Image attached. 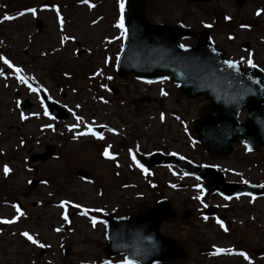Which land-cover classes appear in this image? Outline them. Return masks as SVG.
I'll use <instances>...</instances> for the list:
<instances>
[{"label":"rangeland","instance_id":"1","mask_svg":"<svg viewBox=\"0 0 264 264\" xmlns=\"http://www.w3.org/2000/svg\"><path fill=\"white\" fill-rule=\"evenodd\" d=\"M39 1L43 3L44 0ZM54 1L61 3L67 18L63 25L57 23L52 5L48 4L42 10L43 3L39 11L47 22V41L44 44L37 41L32 49L27 47L26 30H20L26 25L24 19L16 23L0 22V55L19 64L10 69L0 63V221H15V224L10 225L0 222V230L6 229L0 231L5 233L4 237H0V261L8 260L9 256L13 258L12 255L23 248L21 241L31 251L28 264H100L106 241L101 214L139 213L159 198H168L177 213L176 218L162 224L161 231L167 236L178 238L181 245L192 252L186 261L166 264H204L201 259L197 261L199 247H223L231 252L235 244L242 242L243 236L246 243L264 248V198L255 201L250 198H210V201L227 208L224 221L228 222V229L225 230L216 219L205 221L199 218L207 199L203 198L202 192L197 189L198 183L192 178L169 166L145 171L129 159L130 154H136L141 159L144 153L162 146L164 142L168 144L163 146L166 149L177 151L184 147V150L192 151L190 155L195 153L193 158L216 165L226 171L232 180L244 179L264 184V147L248 152L239 141L235 144L234 153L215 159L206 154L194 138L190 139L179 128V124L159 122V110L154 101L147 110L132 108V99L137 97V93L129 88L124 89V85L132 81H121L115 76V59L124 34L117 27L119 20L115 11L107 9L113 23L110 26L103 21L93 24L90 23L91 8L84 4V0L82 4L79 3V7L76 6L78 0ZM148 2L151 20L171 24L183 22L196 31L208 29L216 44L223 46L232 40L229 42L231 48L243 57L248 56L245 42L251 40L249 28L252 22L264 20V0H245L242 5H238L235 0H211L207 3L187 0ZM257 11L261 15L257 16ZM59 26L67 35L68 45L61 41ZM113 38H119L118 44L110 47ZM71 41L79 43L71 45ZM181 41L193 44L196 39ZM75 47L79 55H76ZM42 53H46V56L43 57ZM15 68L22 70L21 74L27 78V83L19 81ZM28 84L53 93L65 103L72 112V118L65 121L69 126L78 127V116H83L86 122L113 121L119 134L107 135L106 139L125 144L127 167L122 178L111 173V166L100 160V153L98 156V150L91 143L92 137L84 136V125L76 129L80 136L70 135L59 139V129L43 113V144H53L56 153L55 157L39 163L35 171L30 169L29 155L40 150L30 139L31 133L40 134V121L32 113H40V107L39 98ZM69 84L76 88L67 87ZM171 98H168L170 104L172 101L175 104L174 100L177 99L183 108L190 109L187 118L197 117L201 99L185 103L175 90ZM26 99L33 102L30 111L19 108V102L25 103ZM22 114L28 115L27 118H23ZM131 130L136 135L131 134ZM5 167L9 169L7 174L4 172ZM78 168L88 170L93 177L96 176L95 180L77 177L75 171ZM36 178L41 179V184L31 186V179ZM179 183L187 185L178 188ZM17 201L23 205V215L16 210ZM187 208L198 211L190 221L182 217ZM71 213L73 218L68 224L64 216ZM96 216L98 219H95ZM19 229L31 235L37 243H31L23 235H13L23 233ZM41 244L46 248V256L42 259L39 256ZM67 247L79 253L67 258L64 255ZM232 259L219 256L217 264L221 261L230 264ZM255 264H264V259L256 260Z\"/></svg>","mask_w":264,"mask_h":264},{"label":"water","instance_id":"2","mask_svg":"<svg viewBox=\"0 0 264 264\" xmlns=\"http://www.w3.org/2000/svg\"><path fill=\"white\" fill-rule=\"evenodd\" d=\"M242 1L238 0L239 3ZM128 4L127 34L117 61L118 75L122 78L133 75L145 81L169 78L179 85L186 99L205 95L209 103L201 105L200 117L193 121L192 129L213 156L232 152V143L239 136L244 138L250 150L264 146V72L257 67L245 69L229 60L222 50L216 48L207 31L197 34L195 45L184 46L179 37L194 34L191 28L165 22L152 24L145 16L143 0H129ZM229 64L235 67H229ZM243 106L249 109L244 123L239 119ZM52 154L49 150L33 155L31 160H45ZM143 164L177 165L188 174L203 179L201 186L209 193L219 192L227 197L264 195L263 184L228 182L217 168L199 166L178 156L155 153ZM78 174L88 175L84 171ZM37 183V180L33 181V185ZM172 216L170 203L162 199L138 215L107 217L104 248L113 255L125 253L126 258L135 264L181 258L186 252L159 232L161 222ZM200 251L211 252L213 249L201 248Z\"/></svg>","mask_w":264,"mask_h":264},{"label":"flooded vegetation","instance_id":"3","mask_svg":"<svg viewBox=\"0 0 264 264\" xmlns=\"http://www.w3.org/2000/svg\"><path fill=\"white\" fill-rule=\"evenodd\" d=\"M50 0H44L43 3L45 5H48L49 3L51 4H58L60 5V2L54 1L52 0L51 2H49ZM147 1V9H146V14L148 16V18L151 20V18L148 15V8H149V2ZM55 2V3H54ZM39 0H0V22L2 23H16L19 22L20 20L24 19V23L26 24L24 26V28H21V31H25V38L27 40V47L29 49L34 48V44L39 41V43L44 44L47 41L46 38V28H47V22L46 19L43 18V16H41V12L38 10V14L33 15L31 12L32 8H35L37 10V8L41 7L42 4ZM76 6H79L78 3H76ZM88 6L89 8H91V21L90 23H100V22H105V24L107 26H110L112 23L111 18L108 16V11L109 10H114L115 13L117 14V19L120 21V0H88ZM127 9H128V5H127V0H124V11H123V18H124V24L126 23V16H127ZM70 13V12H68ZM6 16H10L12 17V19H5ZM67 18V17H65ZM70 18H71V13H70ZM68 21H69V16H68ZM249 30L251 31V40L250 42H245L246 48L248 50L247 53V57H243L240 54H236L234 51L235 49H232V44L229 42H232V40H229V42H225V44L223 46H220L221 49H223L226 54L236 60L239 61L241 64H243L244 66H250L248 64V60L250 59L252 61L253 64H255L256 66L260 67L263 71H264V20L263 22L260 21H253ZM61 41L63 43H65V45H68L67 41L68 39H65V37H67V35L65 33H63V31H61ZM230 34L227 33V37H229ZM119 39V38H118ZM118 39H114L112 41V45H110V47H114L115 45L118 44ZM74 43H79V41H71V45ZM74 48V47H73ZM76 48V55H79L78 53V49ZM73 50V49H72ZM42 56H46V53H42ZM5 59H7L6 57H3ZM0 61H3L2 59H0ZM129 80H131L132 82H130ZM129 85L126 84L124 85V89L128 90L131 89L133 91V93L136 91L137 89V94L138 95H158L159 93H165V96H161L158 95V98H152L150 97V101L149 103H135L136 100H132V104L131 107L135 108L137 110L141 109V110H147L150 109L149 106H151V104L153 103V101L156 103L157 106V110H161L162 107H166L165 105V99L170 98L172 96V92L173 89H170L168 87L167 84L161 86V82H150L148 84L142 83L141 81H138L135 78H131L129 79ZM116 89V87H114ZM48 93V91H46ZM49 96H51L53 99H55L56 101L59 102V104L64 107V102L58 98V96H55L53 93L49 94ZM147 98H145L146 100ZM173 99V98H171ZM39 101V107H40V113L39 112H35L34 116L35 118H38L39 120H42V113L44 114L45 112V108L43 106V103L40 99H38ZM26 106L25 109L30 111V109L33 107V102L30 99H26ZM126 103V102H124ZM173 103V101H172ZM20 106L21 101L19 102ZM169 109H175L174 105L168 104L167 106ZM24 109V110H25ZM111 109H113L111 107ZM151 110H153L151 108ZM68 111V110H67ZM122 112V110H120ZM174 113H176V111H173ZM187 109H184L182 111H177V114H183V113H187ZM247 111L246 109H244L241 114L242 115H246ZM41 114V115H40ZM71 114V112H70ZM45 115V114H44ZM53 118H54V114H50ZM28 116V115H27ZM47 117V115H46ZM71 117V116H70ZM80 118V117H79ZM70 119V118H69ZM68 119V120H69ZM67 120V119H66ZM66 120H59L57 122H54V126L56 125V128L59 129V139H62L63 137H69L71 136H78L76 135V129L81 126L82 124H80L79 120L76 118L77 120V124L78 127H72L66 124ZM37 121V120H36ZM184 123H180V126H183ZM114 130L109 131V133H104L102 134L103 137L101 138H96L94 137V139H92V144L93 146L98 150V156L100 153V160L103 161L106 165H110L111 166V173H113L115 176L122 178L123 176V172L124 170H126V163H127V157L125 155V144L123 142H116L114 139H109L107 140L105 138L106 135L109 136H117L119 133L117 131L116 128H114L113 126H111ZM186 128V127H185ZM40 134L39 135H35L34 134V138L33 140H36V143L41 146L43 144V133H44V128L40 129ZM46 134V133H45ZM47 135V134H46ZM46 140V138H45ZM105 142V143H104ZM104 143V144H103ZM45 144V143H44ZM44 146V145H43ZM46 146V144H45ZM105 149H108L109 153L111 154L113 158H108L105 157L103 155V152ZM183 154L186 155V150H184L183 147ZM191 156V155H189ZM190 158V157H189ZM96 178V176L94 177ZM218 211V208H217ZM245 228V227H244ZM4 230H0V231H5ZM20 232H25L24 230H20ZM235 231H238V229H235ZM241 233V232H240ZM3 234L5 233H0V237H4ZM13 235H17V236H22V233H17V234H13ZM11 236V235H10ZM25 237V236H24ZM241 241L242 242H238L237 245H235V249H233V251H240L243 252L248 258L245 259L244 256H241L240 254L235 255L233 252L230 253L227 252H221L219 254L224 255V253H226L227 257L233 256L234 259L231 261V264H255V260H256V253H255V247L253 246V244L250 243H246L244 236L241 237ZM21 245L23 246V248H20L16 254H13L12 257L13 258H8V260H2L0 261V264H28V262H30V258H31V251L27 250L26 247V243H22L20 241ZM239 245V246H238ZM46 253V252H44ZM75 254H78L79 252H73ZM191 255V254H190ZM189 255V256H190ZM217 253H212V254H208L205 256H201V257H197V261L199 259L202 260V262L204 264H217ZM184 258L181 259V261H186L188 258ZM14 257H16L17 259L15 260ZM41 257V256H40ZM44 256L41 257V259ZM29 259V261H28ZM111 260V259H110ZM197 261H194L195 263H197ZM180 262V261H178ZM218 264H228V263H224L223 261H221Z\"/></svg>","mask_w":264,"mask_h":264},{"label":"snow or ice","instance_id":"4","mask_svg":"<svg viewBox=\"0 0 264 264\" xmlns=\"http://www.w3.org/2000/svg\"><path fill=\"white\" fill-rule=\"evenodd\" d=\"M84 2L86 3L87 0H84ZM31 11H32V14L35 15L36 10L33 9V10H31ZM123 11H124V0H120V13H121V15H120V21H119L117 27H119V28H121V29L124 28ZM57 13H58V9H57ZM256 15H257V16L261 15V12H260V11H257V12H256ZM5 19H12V17H10V16H6ZM226 19H228V17H226ZM60 24L63 25V20H62V19L60 20ZM206 26H207V27H210L211 25H206ZM241 27H247V26H246V25H242ZM65 39H67V37H65ZM181 47H183V46H181ZM0 59L3 60V63H4L5 65H7L8 68H10V69L13 68V65L10 63V61H8L7 59H5V58H3V57H0ZM247 62H248V64L251 65L252 67H256V65L253 64L252 61H251L250 59H249ZM229 67H235V65H234V64H229ZM15 72H16L17 77H18V79L20 80L21 83H27V78L24 77V76L21 74L22 70H21L20 68H15ZM28 87H29L33 92H35V91L37 90V89L33 88L31 84H28ZM44 114H45V115H48L47 109H45ZM77 119L79 120L80 118L77 117ZM48 127H51V125H49ZM89 131H91V130H89ZM91 134H92V135H96L95 132H91ZM99 138L102 139L103 137H99ZM249 150H250V149H249ZM103 155H104L105 157L113 158V159H114V157H112L111 154L109 153L108 149H105V150H104ZM134 159H135V158H134ZM141 167H142V166H141ZM145 171H147V170L145 169ZM4 172H5V174H7V173L9 172V169H8L7 167H5V168H4ZM173 187H175V185H173ZM201 192H203V189H201ZM197 199H199V197H197ZM226 199H228V197H226ZM65 203H66V202H65ZM63 206H64V205L62 204L61 207H63ZM205 206H207V205H205ZM75 207H79V205H75ZM16 210H17V212H20V209H19V208H17ZM20 215H23V213H20ZM64 219H65V220L68 219L67 215L64 216ZM205 219H207V217H205ZM0 222H2V223H12V221H10V220H4V221H0ZM217 223H221V222H220V221H217ZM93 224H95V221H93ZM221 227H223V224H222V223H221ZM225 230H227V229H225ZM22 235L25 236L29 241H31V243H33V244H36V243H37V240L34 239L31 235H29L27 232L22 233ZM44 246H45V245H43V244L40 245V247H44ZM216 251H217L218 253H220V252H225L226 250H225V249L218 248V249H216ZM239 254H240L241 256H244L245 259L248 258L243 252H241V253H239ZM105 264H107V262H105ZM121 264H134V262H133L132 260H127V259H125L124 261L121 262Z\"/></svg>","mask_w":264,"mask_h":264}]
</instances>
